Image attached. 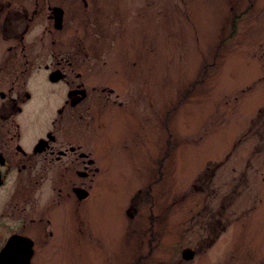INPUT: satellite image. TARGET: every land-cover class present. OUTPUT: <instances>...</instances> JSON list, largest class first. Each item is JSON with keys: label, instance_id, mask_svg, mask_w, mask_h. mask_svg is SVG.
I'll return each mask as SVG.
<instances>
[{"label": "rangeland", "instance_id": "obj_1", "mask_svg": "<svg viewBox=\"0 0 264 264\" xmlns=\"http://www.w3.org/2000/svg\"><path fill=\"white\" fill-rule=\"evenodd\" d=\"M17 1L39 9L35 52L100 54L85 64L127 101L78 132L112 159L90 197L23 223L31 264H264V0Z\"/></svg>", "mask_w": 264, "mask_h": 264}, {"label": "flooded vegetation", "instance_id": "obj_2", "mask_svg": "<svg viewBox=\"0 0 264 264\" xmlns=\"http://www.w3.org/2000/svg\"><path fill=\"white\" fill-rule=\"evenodd\" d=\"M12 3L0 0V224L3 225L8 221H1L2 218L13 217L21 224L42 221L41 215L49 216L56 206H66L68 197L76 205L87 200L98 168L107 162L111 164L112 159L110 149L80 145L78 132L87 129L99 115L127 103L105 83L99 64H85L97 61L100 54L84 50L78 59L67 49L35 52V38L29 42L26 36L39 9L26 6L17 9ZM55 6H47V11L52 12L48 15L50 23L55 36L67 40L65 11L59 6L62 9L59 13ZM44 184L52 197H48L39 212L36 195ZM79 190L86 194L84 198L79 197ZM24 224L12 226L3 235L5 241L0 251L12 235L33 239Z\"/></svg>", "mask_w": 264, "mask_h": 264}, {"label": "water", "instance_id": "obj_3", "mask_svg": "<svg viewBox=\"0 0 264 264\" xmlns=\"http://www.w3.org/2000/svg\"><path fill=\"white\" fill-rule=\"evenodd\" d=\"M78 192L80 198L85 197L81 190ZM32 246L33 241L30 238L12 235L0 251V264H29L34 252ZM182 258L187 260L193 258V251L184 249Z\"/></svg>", "mask_w": 264, "mask_h": 264}]
</instances>
